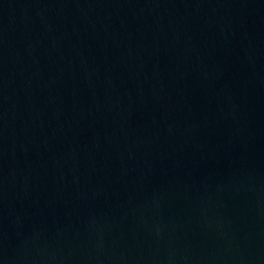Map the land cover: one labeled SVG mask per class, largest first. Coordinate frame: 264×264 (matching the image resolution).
<instances>
[{"label":"water","instance_id":"1","mask_svg":"<svg viewBox=\"0 0 264 264\" xmlns=\"http://www.w3.org/2000/svg\"><path fill=\"white\" fill-rule=\"evenodd\" d=\"M0 264H264V0H0Z\"/></svg>","mask_w":264,"mask_h":264}]
</instances>
